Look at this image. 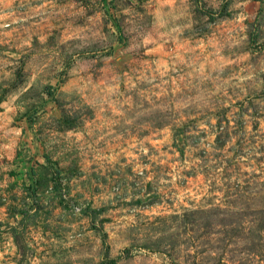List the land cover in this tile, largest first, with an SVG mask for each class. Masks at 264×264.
Listing matches in <instances>:
<instances>
[{"label":"rangeland","instance_id":"374dc122","mask_svg":"<svg viewBox=\"0 0 264 264\" xmlns=\"http://www.w3.org/2000/svg\"><path fill=\"white\" fill-rule=\"evenodd\" d=\"M0 264H264V0H0Z\"/></svg>","mask_w":264,"mask_h":264}]
</instances>
